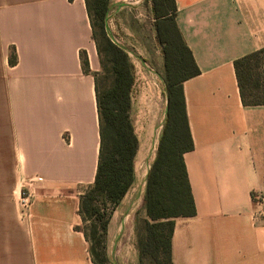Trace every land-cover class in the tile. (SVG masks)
Returning a JSON list of instances; mask_svg holds the SVG:
<instances>
[{"label":"crops","instance_id":"crops-1","mask_svg":"<svg viewBox=\"0 0 264 264\" xmlns=\"http://www.w3.org/2000/svg\"><path fill=\"white\" fill-rule=\"evenodd\" d=\"M111 1L109 15L124 7ZM175 3L200 72L183 82L194 143L184 161L196 214L175 219L173 264H264V104L243 103L235 69L237 59L264 49V0ZM101 70L86 0H0V264H95L80 200L99 161ZM144 70L132 92L136 181L113 211L112 245L134 229L138 169L144 164L147 175L160 137L152 84L163 79ZM134 93L151 111L144 121ZM34 175L44 181L22 220L20 182Z\"/></svg>","mask_w":264,"mask_h":264},{"label":"trees","instance_id":"trees-1","mask_svg":"<svg viewBox=\"0 0 264 264\" xmlns=\"http://www.w3.org/2000/svg\"><path fill=\"white\" fill-rule=\"evenodd\" d=\"M156 38L164 57L167 115L163 124L156 155L146 177L144 206L145 239H140V255H149L156 264H173L172 236L175 219L192 217L196 204L184 161V153L194 147L188 125L183 82L200 70L176 22L175 0H153ZM93 39L98 54L109 57L110 69L95 73L97 105L100 119V154L94 185L80 200L82 219L91 222L90 252L95 264H101L93 244L105 247L113 211L136 181L135 160L139 140L131 117L132 92L136 81L134 64L129 51L113 42L107 33L111 0H86ZM99 27L104 44L97 40ZM84 72H90L86 53L81 54ZM10 62L16 63L15 54ZM235 69L244 104H264V49L235 61ZM109 73V85L102 76ZM109 210V212H108ZM101 230L100 237L97 234Z\"/></svg>","mask_w":264,"mask_h":264},{"label":"rangeland","instance_id":"rangeland-1","mask_svg":"<svg viewBox=\"0 0 264 264\" xmlns=\"http://www.w3.org/2000/svg\"><path fill=\"white\" fill-rule=\"evenodd\" d=\"M132 2L136 4L132 5ZM121 3L124 4V7L108 16L106 24L108 37L113 42L125 47L129 51L139 81L141 79V72L145 71L144 68L148 70L152 69V74L158 75L163 79V86L155 83L152 84V117L154 119V116H157L156 133L159 132V136L162 131L160 126L161 124L163 125L166 120L168 97L164 81L165 68L162 45L156 38L155 21L152 12V7L154 5L153 0H122ZM95 34L98 42L103 45L104 38L99 27L95 29ZM100 61L103 62L105 71H108L110 69L109 57L103 53ZM109 78V73L105 72L102 76V81L105 86L109 85ZM133 96L135 97L136 111L141 109L145 110L143 121L145 118L148 119L149 115H151V111L147 110L146 102H140L137 93H134ZM163 114L165 119L161 117ZM146 171L147 168L144 164L138 169L139 174L135 189L136 194L140 196V200L138 202V211L134 219V229H130L125 234V240H116L113 245L108 243V240L106 241L105 247L102 243L93 244L94 248L99 253L97 260L101 264H156L149 255L141 256L138 249V242L140 239H145L146 235L143 222L146 218L144 206ZM90 224L91 222L89 220H83L81 225L82 230L89 235L91 234ZM100 235L101 230L97 234V237H100ZM88 244L91 249L92 243L88 241Z\"/></svg>","mask_w":264,"mask_h":264},{"label":"built area","instance_id":"built-area-1","mask_svg":"<svg viewBox=\"0 0 264 264\" xmlns=\"http://www.w3.org/2000/svg\"><path fill=\"white\" fill-rule=\"evenodd\" d=\"M43 181L44 178L41 175H34L21 180L18 204L22 220L30 216V210L36 197L37 186ZM259 206L258 215L264 216V197L260 199Z\"/></svg>","mask_w":264,"mask_h":264}]
</instances>
